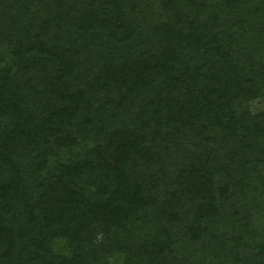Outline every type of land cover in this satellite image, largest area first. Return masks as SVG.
<instances>
[{"label": "trees", "instance_id": "obj_1", "mask_svg": "<svg viewBox=\"0 0 264 264\" xmlns=\"http://www.w3.org/2000/svg\"><path fill=\"white\" fill-rule=\"evenodd\" d=\"M0 264H264V0H0Z\"/></svg>", "mask_w": 264, "mask_h": 264}]
</instances>
